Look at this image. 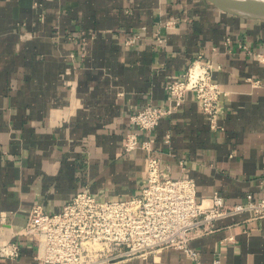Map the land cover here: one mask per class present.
I'll return each mask as SVG.
<instances>
[{"label":"crops","instance_id":"0c3cea01","mask_svg":"<svg viewBox=\"0 0 264 264\" xmlns=\"http://www.w3.org/2000/svg\"><path fill=\"white\" fill-rule=\"evenodd\" d=\"M199 53L222 65L214 78L223 128L211 127L188 91L153 129L162 169L195 178L200 198L260 199L264 19L209 0H0V247H21L0 253V264H37V245L23 234L35 203L54 212L82 188L98 198L140 192L145 152L123 146L130 115L169 105L168 84ZM191 244L204 264H264V215L220 218ZM112 264L196 263L164 247Z\"/></svg>","mask_w":264,"mask_h":264},{"label":"built area","instance_id":"2783aa9c","mask_svg":"<svg viewBox=\"0 0 264 264\" xmlns=\"http://www.w3.org/2000/svg\"><path fill=\"white\" fill-rule=\"evenodd\" d=\"M230 40L227 37V42ZM259 57L264 61V56ZM190 64L182 77L168 84L169 105L146 103L130 115L134 127L125 135L124 149L133 152L142 148L147 165L148 180L139 193L129 198H98L82 188L59 211H48L43 203L31 207L23 234L37 245V264H112L164 247L178 248L196 264H204L191 244L195 236L214 229L220 218L244 211L264 215V196L228 202L215 191L200 198L195 178L173 176L162 169L153 129L183 104L188 91L201 101L211 127L223 128V89L214 78L215 69L222 65L206 60L202 53ZM20 250L18 242L0 247L2 255L17 256Z\"/></svg>","mask_w":264,"mask_h":264},{"label":"water","instance_id":"95a60500","mask_svg":"<svg viewBox=\"0 0 264 264\" xmlns=\"http://www.w3.org/2000/svg\"><path fill=\"white\" fill-rule=\"evenodd\" d=\"M220 9L247 18L264 19V0H209Z\"/></svg>","mask_w":264,"mask_h":264}]
</instances>
